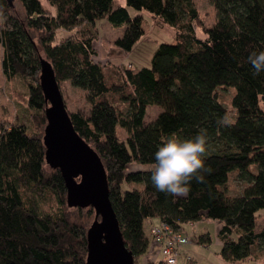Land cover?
<instances>
[{"label":"trees","instance_id":"1","mask_svg":"<svg viewBox=\"0 0 264 264\" xmlns=\"http://www.w3.org/2000/svg\"><path fill=\"white\" fill-rule=\"evenodd\" d=\"M13 1L0 0L1 70L26 89V112L0 127V264H86L87 232L100 220L92 206L68 205L61 172L46 163L42 61L58 85L69 81L86 92L89 111L68 112L105 168L134 264L150 253L152 225L145 222L153 219L175 232L216 221L219 255L227 262L264 253V72L254 75L247 60L264 50V0H212L210 27L194 0H17L21 15ZM141 12L171 27L173 41L157 46L150 66L123 68L110 78L95 59L90 26L103 19L124 26L114 42L128 53L144 34ZM60 31L67 33L62 39ZM223 88L232 90L230 111L218 96ZM150 105L160 111L146 124ZM201 128L209 136L199 173L204 182L193 179L187 196L157 191L149 169L161 138L190 137ZM232 173L246 184L235 195L228 191ZM209 241L207 233L197 237L200 244Z\"/></svg>","mask_w":264,"mask_h":264},{"label":"rangeland","instance_id":"2","mask_svg":"<svg viewBox=\"0 0 264 264\" xmlns=\"http://www.w3.org/2000/svg\"><path fill=\"white\" fill-rule=\"evenodd\" d=\"M199 12V17L205 27H210L215 22V10L212 0H194ZM115 5H124V0H115ZM13 9L20 15L23 10L17 0L13 1ZM131 14L134 12L131 10ZM144 21V34L135 43L132 50L128 53L121 51L116 45V38L120 37L124 31V26L112 27L106 20H98L94 25L90 26L92 33L95 35L94 50L96 52V61L105 69H109V77L115 78L118 71L123 68L138 69L142 66H150L153 52L162 42H171L175 31L157 18L148 13L141 12ZM88 25H82L81 29ZM200 36H204L203 32L198 29ZM67 33L60 31L58 38L62 39ZM111 72V73H110ZM119 72V73H120ZM60 92L66 108L69 112L81 111L87 113L90 104L86 100V92L80 88L74 87L69 81L59 83ZM232 90L223 88L218 90V96L223 105L230 111ZM26 106V89L18 80H6L1 70V50H0V127L7 125L15 120V118L23 117ZM264 110V105H262ZM160 111V107L150 105L146 109L144 118L145 123L152 122ZM19 115V116H18ZM48 169V166H47ZM130 170L139 169L138 166L130 165ZM246 184L237 179V174L232 173L228 183L229 193L235 195L241 192ZM259 222L260 219L258 220ZM155 225H158V219H153ZM219 224L212 220H201L194 225H187L185 233L189 236L190 242L180 248L179 264H264V253L257 250L254 257L248 260L237 262H227L219 255L220 242L218 241L217 231ZM147 231V230H146ZM207 233L210 241L207 244L197 242V237ZM148 234V231H147ZM150 238V234H148ZM158 248H151L152 253L140 257L137 264H147L157 257L162 259L158 253ZM156 255V257H154Z\"/></svg>","mask_w":264,"mask_h":264},{"label":"water","instance_id":"3","mask_svg":"<svg viewBox=\"0 0 264 264\" xmlns=\"http://www.w3.org/2000/svg\"><path fill=\"white\" fill-rule=\"evenodd\" d=\"M41 83L49 102L43 131L46 163L61 172L69 206H92L100 216L87 232L86 264H134L109 199L105 168L95 150L74 129L59 85L45 61Z\"/></svg>","mask_w":264,"mask_h":264},{"label":"clouds","instance_id":"4","mask_svg":"<svg viewBox=\"0 0 264 264\" xmlns=\"http://www.w3.org/2000/svg\"><path fill=\"white\" fill-rule=\"evenodd\" d=\"M247 60L255 70L254 75L264 72V50L250 53ZM219 123L230 125L231 121L222 120ZM208 146L209 136L203 128L190 137H182L177 132L162 137L149 169L155 189L173 197L187 196L193 179L198 183L204 182V176L199 173L205 170Z\"/></svg>","mask_w":264,"mask_h":264},{"label":"built area","instance_id":"5","mask_svg":"<svg viewBox=\"0 0 264 264\" xmlns=\"http://www.w3.org/2000/svg\"><path fill=\"white\" fill-rule=\"evenodd\" d=\"M149 234L150 253H152L151 248H158L157 251L166 264H178L180 248L190 242V238L185 232H175L166 223L152 225L149 228Z\"/></svg>","mask_w":264,"mask_h":264},{"label":"crops","instance_id":"6","mask_svg":"<svg viewBox=\"0 0 264 264\" xmlns=\"http://www.w3.org/2000/svg\"><path fill=\"white\" fill-rule=\"evenodd\" d=\"M159 222V221H158ZM160 223V222H159ZM158 223V224H159ZM149 225H155V223L153 222V220H151V221H146L145 222V226L147 227V226H149ZM147 229H148V227H147ZM148 231V230H147ZM156 255H154V257H155Z\"/></svg>","mask_w":264,"mask_h":264}]
</instances>
